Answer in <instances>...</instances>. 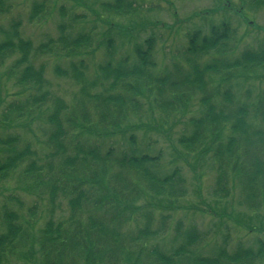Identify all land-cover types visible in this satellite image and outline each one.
<instances>
[{"label":"trees","instance_id":"16d2710c","mask_svg":"<svg viewBox=\"0 0 264 264\" xmlns=\"http://www.w3.org/2000/svg\"><path fill=\"white\" fill-rule=\"evenodd\" d=\"M70 1V16L58 1L30 4L31 24L57 11L61 19L58 38L38 46L22 33L20 18L0 26V92L2 78L21 88L5 106L0 126L32 133L35 123L42 125L38 157L30 143L20 147L14 130L0 136V180L19 172L18 186L35 202L28 216L3 206L0 264H261L263 240L257 249L242 241L232 246L223 221L213 235L185 226L179 212L186 210L180 204L188 195L187 180L180 167L164 163L156 141L159 151L152 152L149 135L168 136L181 123L177 145L215 172L214 207L196 211L228 217L249 234L263 232L264 90L252 102L240 88L264 77V48L238 53L237 33L223 21L207 32H189L181 58L174 55L171 66L158 69L156 37L141 40V31L135 37L131 24L117 35L121 47H132L133 58L116 59L119 45L109 19L132 20L142 9L138 0ZM88 3L99 5L89 8L95 22L109 26L99 36L88 29L87 14L76 12ZM251 4L264 9V0ZM15 10L16 0H0V15ZM100 50L105 62L96 64L99 75L89 79L86 63ZM48 56L68 63L54 72L80 87L71 102L51 90L41 61ZM38 212L44 217L39 229ZM210 240L215 246L209 251L204 244Z\"/></svg>","mask_w":264,"mask_h":264},{"label":"rangeland","instance_id":"374dc122","mask_svg":"<svg viewBox=\"0 0 264 264\" xmlns=\"http://www.w3.org/2000/svg\"><path fill=\"white\" fill-rule=\"evenodd\" d=\"M35 0H16V10L11 12L10 15H0V26H9L10 19L20 18L22 21V33L26 38H31L34 41L35 46L40 43L47 41L48 37L53 39L58 38L57 24L61 22L58 11L51 17H47L42 20L39 24H31L29 22V13L31 12V3ZM58 1V6H66L68 14L71 13L70 0H51V3ZM253 0H138V5L142 6L140 12L132 20L130 18H111L109 22L113 26L112 29L114 37L117 39V53L116 59L124 58L132 54V47L129 45L122 46V37L119 36L123 32V27H129L131 24H136L137 29L135 30L134 36L139 34V39H146L148 36H155L157 39L155 58L157 61L158 69H163L171 66V59L174 55H179L177 59L181 58L180 53L187 46V34L197 28L203 31L209 30L210 25H219L223 21L230 22L232 28L237 33V49L238 53L245 51L246 49L258 50L264 48V9L254 8L252 6ZM88 7H78L76 12L79 14H87L88 29L96 28L95 35L103 33L109 29V26L102 22H95L94 15L91 14L89 8L98 9L97 3H88ZM197 15V16H196ZM107 17V16H106ZM106 17L103 19L106 20ZM90 22V23H89ZM139 25V26H138ZM119 34V35H117ZM99 36V35H97ZM103 50L97 53L91 61H87L88 71L86 75L89 79L96 78L99 74L96 70V64L104 63L105 58ZM131 55V60H132ZM45 61L47 65L46 78L51 84V90L58 92L65 100L71 102L73 95L80 89L79 86L66 78H58L55 75V67L57 65L62 66L64 69H68V63L60 62L54 57L48 56L41 60ZM94 61V62H93ZM6 68L2 70L4 72ZM5 75V74H4ZM243 83L241 86V97L246 95V92H250L254 102L258 95L262 94L264 90V77H255L248 83ZM13 81L7 82L5 78L1 81V92L0 99H2V107L0 109V118L5 111V106L13 99L19 98L17 94L21 88L13 87ZM11 94V95H10ZM239 95V94H238ZM259 95V96H260ZM240 96V95H239ZM245 100V97L244 99ZM189 116L184 117L182 121L187 122ZM182 122V123H183ZM165 124V123H163ZM42 126L38 122L32 126V133L28 132L24 128L3 129L0 126V136L11 132L19 133L22 138V146L30 143L33 150L36 151L37 157L42 155L41 145L38 140H42L41 134L38 131V126ZM184 126L179 123L167 136H161L150 133L149 138L152 137L150 143L153 144V151L157 152L158 145L163 151L164 163L168 165L172 163L173 167L178 166L182 169V173L187 180L188 195L187 198L181 202V207L186 210H180L179 216L183 219L185 226L197 225L200 230L210 231V235H213L218 229L220 223L226 225L223 227L224 233L230 236V244L235 246L239 241H242L248 246H252L257 249V240L264 241V231L259 233H248L245 230H238L234 226L232 219L224 220L217 219L213 216L203 215L201 212L196 211L198 209L208 210V206L214 207L213 198L211 191L215 182V172L212 171L210 164L203 162L200 159H196L193 155H186L182 149L177 145V139L182 132ZM14 130V131H13ZM139 142L145 144L143 132L137 133ZM37 137V138H36ZM142 140H144L142 142ZM157 142L158 145L154 142ZM156 144V145H154ZM156 147V150H154ZM177 151H180L181 159L177 158ZM0 153V161L4 159ZM17 174H11L9 179L0 180V234L3 232L2 225V214L3 206L9 209L19 212L24 216H28V211L35 204L34 199L26 194L16 182ZM10 197H14L20 200L23 205L19 206L15 201L8 200ZM16 200V201H17ZM10 201V202H9ZM242 210V209H241ZM59 211H57L58 213ZM45 214V213H44ZM42 214H39L40 217ZM36 218L33 219L35 221ZM44 217L37 222L38 229L43 226ZM219 245V239L216 240ZM205 249L211 250L215 246V241L210 240L209 244H204ZM231 246V249H232ZM15 264H27L25 260L17 259L14 261ZM264 264V261L261 263Z\"/></svg>","mask_w":264,"mask_h":264}]
</instances>
